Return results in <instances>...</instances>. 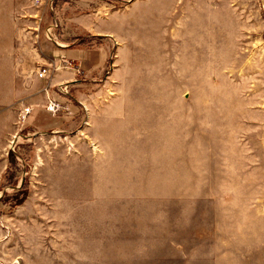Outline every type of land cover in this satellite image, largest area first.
I'll return each instance as SVG.
<instances>
[{
  "label": "rangeland",
  "instance_id": "obj_1",
  "mask_svg": "<svg viewBox=\"0 0 264 264\" xmlns=\"http://www.w3.org/2000/svg\"><path fill=\"white\" fill-rule=\"evenodd\" d=\"M0 3V264H264V0Z\"/></svg>",
  "mask_w": 264,
  "mask_h": 264
},
{
  "label": "crops",
  "instance_id": "obj_2",
  "mask_svg": "<svg viewBox=\"0 0 264 264\" xmlns=\"http://www.w3.org/2000/svg\"><path fill=\"white\" fill-rule=\"evenodd\" d=\"M5 10H8V8L3 7L2 4L0 3V11H5ZM0 90H1V88H0ZM8 91L9 90H6L5 92H8ZM8 105H10V104H8ZM6 107H11V105L5 106L2 103V105L0 106V130L2 132L10 130V128H11V126H12V124L16 118V110H15L14 105H12L13 108L11 110L9 108H6ZM48 121H49L48 117L45 116L43 109L41 108L40 105H35V106H33V108L31 106V113L28 116V122L31 125H33V126L35 125V127L39 128V125L42 126L44 124H47Z\"/></svg>",
  "mask_w": 264,
  "mask_h": 264
},
{
  "label": "built area",
  "instance_id": "obj_3",
  "mask_svg": "<svg viewBox=\"0 0 264 264\" xmlns=\"http://www.w3.org/2000/svg\"><path fill=\"white\" fill-rule=\"evenodd\" d=\"M46 71H47L46 67L40 66L38 68V71H37L38 77L45 76ZM47 109L55 112L58 109L57 102L54 99L48 100V107H47ZM29 110H30V107H25L24 110H23V115H26L29 112Z\"/></svg>",
  "mask_w": 264,
  "mask_h": 264
}]
</instances>
